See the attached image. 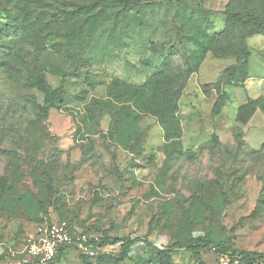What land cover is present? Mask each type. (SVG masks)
I'll list each match as a JSON object with an SVG mask.
<instances>
[{
  "label": "rangeland",
  "instance_id": "1",
  "mask_svg": "<svg viewBox=\"0 0 264 264\" xmlns=\"http://www.w3.org/2000/svg\"><path fill=\"white\" fill-rule=\"evenodd\" d=\"M25 1L69 22L45 33L42 52L31 43L13 48L20 73L0 69V264L39 220H66L97 239L92 264H116L126 240L137 242L117 264H157L156 250L194 238L264 257V37L241 41L230 0ZM257 7L264 14V3ZM90 18L96 30L84 39ZM226 29L230 45L218 35ZM242 47L248 78L228 83L221 78L241 64ZM166 59L180 92L179 145L164 140L155 117L135 119L131 105L107 97L112 79L141 85ZM30 73L54 92L51 108L24 83ZM245 106L241 116L254 113L243 125ZM84 258L67 249L52 264ZM171 262L220 264L214 245L175 250Z\"/></svg>",
  "mask_w": 264,
  "mask_h": 264
},
{
  "label": "trees",
  "instance_id": "2",
  "mask_svg": "<svg viewBox=\"0 0 264 264\" xmlns=\"http://www.w3.org/2000/svg\"><path fill=\"white\" fill-rule=\"evenodd\" d=\"M260 3H264V0H230L228 2L225 8L226 13L230 15L229 21L235 23L241 41H245L253 36L264 37V14H260L257 7ZM0 15H2V18H4L6 22V24L0 28V69H4L10 77H13L16 73H20L18 66H15L18 54L14 51V47L31 43V45L35 46L36 52H42L46 47L45 33H50L52 30L54 31V29L57 31L63 30L64 25L69 22L68 18L64 19L63 17L46 18L45 14L33 11V8L30 7V3L25 0H0ZM95 24V20L91 18L84 22L83 28L86 30H84L86 33L84 39L90 38L92 33L95 32ZM218 35L230 45L231 36L227 32V29L223 30ZM61 46V44L60 46H56V51L59 54L64 51ZM205 51L206 49H203V53ZM235 54L240 56L241 64L222 76L221 79L226 80L228 83H238L248 78L247 68L249 52L242 47L240 51L235 52ZM164 61L165 70H160L157 74L149 76L141 85L128 84L117 78L112 79L107 88V97L115 104L131 105V109L136 113L135 119H138V117L143 114L155 117L162 129L164 140L179 145L182 130L176 114L180 92L176 89V87H178L177 84L170 80V71H167L170 70L171 61L167 59ZM24 83L32 89H37L44 96L45 109L52 107L51 98L54 92L49 88L42 75L30 73L25 78ZM249 103L250 102H248V104ZM223 106V101L218 100L214 105L213 115H219ZM246 106L240 108L237 118V121L243 125L249 121L254 113V111H252L246 116H241ZM259 110L262 112L264 111L261 108ZM238 149H240L239 143ZM3 190L4 186L0 185V199ZM260 203L264 205V194L262 195ZM258 214L257 209H255L250 217L255 218ZM62 222H66L69 231L72 233L74 228L73 225L66 220ZM40 223H42V220H39V225ZM102 239L105 243L117 242V240L113 238H108L106 234L103 235ZM136 242L137 240H126L122 244L121 253L116 260V264L128 258L130 247ZM24 244L19 247L18 250H20ZM212 245L216 248L218 256H227L230 258L229 264H234V260L238 261L237 264H264V257L261 255L233 250L225 244H216L200 238L176 243L167 249L156 250L158 256L157 264H172L171 254L175 250H191L198 253ZM93 246L98 248L100 244L98 241L93 242ZM67 249H75L82 257H85L84 264H92L87 259L98 257V255L92 258L85 256L77 250L76 247L70 245L60 247L54 259L47 264H52L54 261L58 260L60 255ZM5 258L3 260L5 264H15L21 259V257L13 259L8 256ZM27 264L36 263L31 262Z\"/></svg>",
  "mask_w": 264,
  "mask_h": 264
},
{
  "label": "built area",
  "instance_id": "3",
  "mask_svg": "<svg viewBox=\"0 0 264 264\" xmlns=\"http://www.w3.org/2000/svg\"><path fill=\"white\" fill-rule=\"evenodd\" d=\"M92 241L97 242L98 240H92L74 228L71 233L66 222L44 224L37 226L35 233L26 241L24 246L16 252H10L9 256L13 259L21 257L15 264L31 262L47 264L54 259L60 247L73 245L83 255L92 258L100 250L93 246ZM229 261V257L219 256L220 264H229ZM237 263L238 261L234 260V264Z\"/></svg>",
  "mask_w": 264,
  "mask_h": 264
}]
</instances>
